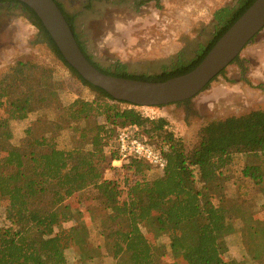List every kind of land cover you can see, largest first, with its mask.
Wrapping results in <instances>:
<instances>
[{
	"label": "trees",
	"instance_id": "16d2710c",
	"mask_svg": "<svg viewBox=\"0 0 264 264\" xmlns=\"http://www.w3.org/2000/svg\"><path fill=\"white\" fill-rule=\"evenodd\" d=\"M55 1L84 55L99 71L131 80L165 82L198 67L256 0H237V8L225 7L215 12L217 31L210 44L191 63L180 64L154 77L130 75L122 62H116L114 71L102 68L80 39L75 26L77 15L70 14ZM93 1L88 0V3ZM135 1L137 7L152 1L160 3V0ZM0 4L21 7L56 56L95 95L94 100L79 98L64 109L65 115L55 130H78L73 124L99 116L106 120L105 124L82 128L79 142L70 149L60 148L49 137L52 127L39 137H32L29 129L27 134L32 144L27 149L13 146L9 121L25 120L32 101L28 97L12 101L6 79L0 80V111L6 109L10 115L7 119L0 118V206L2 201L8 202L6 214L10 222V226L0 228V264H68L65 251L71 247L80 249V264L94 260V247L82 220V210L72 213L66 204L75 194L89 190H94L96 200L105 209L103 215H99L104 238L99 248L103 257L114 258L116 264H161L169 258L174 260L172 264H179L178 261L182 264H241L225 260L224 236L230 230V222L243 219L251 221L245 239L247 252L253 259L264 261L263 110L213 120L201 129L198 144L187 151L182 140L168 130L166 119L147 117L139 107L118 102L84 80L65 61L27 5L14 0H0ZM244 62L239 56L231 65L237 64L245 74ZM226 70L204 91L210 89L217 78L225 76ZM192 103L193 99L175 105L190 111ZM58 109L52 107L48 111ZM40 121L47 127L45 119ZM117 126L136 127L156 145L167 159L165 170L161 172L146 162L130 159L118 167L126 172L123 187L118 180L107 179L105 174L114 167L115 156L108 155L105 148ZM153 136L164 143L161 145ZM154 170L158 176H146ZM236 177L248 181L255 195L245 198L242 192V200L233 204L226 187ZM244 182L239 184V190L244 189ZM85 211H91V216L95 214V210ZM69 223L73 224L66 227ZM162 235L168 237L172 254L159 243Z\"/></svg>",
	"mask_w": 264,
	"mask_h": 264
},
{
	"label": "rangeland",
	"instance_id": "374dc122",
	"mask_svg": "<svg viewBox=\"0 0 264 264\" xmlns=\"http://www.w3.org/2000/svg\"><path fill=\"white\" fill-rule=\"evenodd\" d=\"M57 1L67 12L77 15L75 26L80 39L102 68L114 71L116 62H122L128 74L149 77L171 71L180 64L191 63L214 38L217 31L215 12L239 6L237 0H160L158 5L152 1L140 7L135 0H94L91 4L88 0ZM240 58L245 61L247 72L243 74L237 64L230 65L226 75L217 78L210 90L193 99L190 111L176 105L139 107L138 110L150 118L166 119L168 130L182 140L187 151L192 150L199 142L201 129L213 120L264 111V30L245 48ZM4 78L12 101L27 97L32 101L25 120L9 121L10 143L13 146L27 149L32 144L31 136H42L45 130L49 132L52 127L49 137L60 148L70 149L79 142L82 128L106 123L105 117L99 116L73 124L78 130H55L65 115L64 109L79 98L94 100L95 95L68 70L27 14L14 4H0V80ZM52 107L60 109L49 112ZM0 118H10L8 110H1ZM43 119L48 122L47 127H44L43 121L39 122ZM29 129L32 130L31 136L27 134ZM153 137L161 145L164 143L160 138ZM236 168L239 171V167ZM125 174V170L112 167L105 177L118 180L123 187ZM158 175L154 170L146 176L153 178ZM241 181L236 177L227 183V196L233 204L242 200V192L245 198H251L253 193L255 195L251 184ZM243 182L244 189L239 190V184ZM257 201L260 202V199L257 198ZM66 204L72 213L82 210V220L89 230L94 260L87 264H116L114 258L103 257L99 248L104 240L99 215H103L102 210L105 209L96 200L94 190L77 193ZM7 207L8 202L2 201L0 228L10 226ZM85 210H95V214L91 216V211ZM232 222H236V230L227 236V242L235 252L242 248L241 234H246L251 221ZM159 243L172 254L166 235L160 237ZM239 253L241 251L238 250L236 254ZM80 254L78 247L67 249V263L80 264ZM173 261L172 258L164 259L161 264H172Z\"/></svg>",
	"mask_w": 264,
	"mask_h": 264
},
{
	"label": "water",
	"instance_id": "95a60500",
	"mask_svg": "<svg viewBox=\"0 0 264 264\" xmlns=\"http://www.w3.org/2000/svg\"><path fill=\"white\" fill-rule=\"evenodd\" d=\"M14 1L34 11L65 61L84 80L118 102L142 108L165 107L196 98L264 30V0H256L193 71L165 82H144L99 71L84 55L55 0Z\"/></svg>",
	"mask_w": 264,
	"mask_h": 264
},
{
	"label": "built area",
	"instance_id": "2783aa9c",
	"mask_svg": "<svg viewBox=\"0 0 264 264\" xmlns=\"http://www.w3.org/2000/svg\"><path fill=\"white\" fill-rule=\"evenodd\" d=\"M105 150L108 155L115 156L112 161L114 167H122L130 159L146 162L161 172L167 167L162 151L133 126H117Z\"/></svg>",
	"mask_w": 264,
	"mask_h": 264
},
{
	"label": "crops",
	"instance_id": "0c3cea01",
	"mask_svg": "<svg viewBox=\"0 0 264 264\" xmlns=\"http://www.w3.org/2000/svg\"><path fill=\"white\" fill-rule=\"evenodd\" d=\"M237 221L240 222V220H237ZM235 223L236 222H230V225H229L230 230L225 235V239H224V242L226 244V250L224 252L225 260L226 261H236V262L241 263V264H251V263L252 264H264V261H257L255 259H253V257H251L248 254L247 249L245 247V239L248 236V229H249L250 224L247 228L246 234L245 235L241 234V236H242V240H241L242 248L237 249V251L239 250V251H241V253L236 254L237 251L234 252L233 248H231V246L228 244L227 236H229L230 234H232L236 230ZM249 259L251 260V262L249 261Z\"/></svg>",
	"mask_w": 264,
	"mask_h": 264
}]
</instances>
